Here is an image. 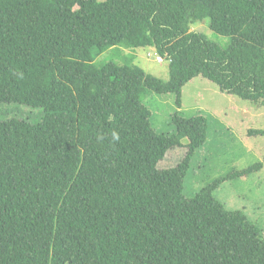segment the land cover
Masks as SVG:
<instances>
[{
	"label": "trees",
	"instance_id": "16d2710c",
	"mask_svg": "<svg viewBox=\"0 0 264 264\" xmlns=\"http://www.w3.org/2000/svg\"><path fill=\"white\" fill-rule=\"evenodd\" d=\"M206 18L226 47L190 29ZM117 46L154 48L168 80L95 63ZM197 76L264 104V0H0V104L41 112L0 119V264H264L260 228L213 195L264 156L186 197L208 119L176 110L157 131L143 102L180 108Z\"/></svg>",
	"mask_w": 264,
	"mask_h": 264
},
{
	"label": "rangeland",
	"instance_id": "374dc122",
	"mask_svg": "<svg viewBox=\"0 0 264 264\" xmlns=\"http://www.w3.org/2000/svg\"><path fill=\"white\" fill-rule=\"evenodd\" d=\"M190 29L203 32L222 47H226L230 40L229 36L213 32L208 27L207 18L194 22ZM155 54L151 47L117 46L97 54L95 63H135L147 73L166 81L169 78L168 60L157 61ZM174 99L171 93H149L144 98L143 102L151 111V124L157 131H174L171 115L176 110L185 115L201 113L208 119L206 143L195 153L184 179L183 193L186 197L193 196L216 177L262 161L264 135L249 134L248 129H264V104L223 93L215 83L202 76L193 78L182 88L180 108L176 107ZM36 112L41 115L39 109L11 103L0 104V119L18 114L28 117ZM39 116L28 119L34 121ZM182 142L186 143V139ZM183 153L180 148L169 151L160 162V167L175 164ZM213 195L226 209L244 211L264 237V164L247 175L223 180Z\"/></svg>",
	"mask_w": 264,
	"mask_h": 264
},
{
	"label": "clouds",
	"instance_id": "9594fccd",
	"mask_svg": "<svg viewBox=\"0 0 264 264\" xmlns=\"http://www.w3.org/2000/svg\"><path fill=\"white\" fill-rule=\"evenodd\" d=\"M112 140H113V141H118V140H119V134L116 133V132H113V133H112Z\"/></svg>",
	"mask_w": 264,
	"mask_h": 264
},
{
	"label": "built area",
	"instance_id": "2783aa9c",
	"mask_svg": "<svg viewBox=\"0 0 264 264\" xmlns=\"http://www.w3.org/2000/svg\"><path fill=\"white\" fill-rule=\"evenodd\" d=\"M157 61H161L162 60V58L161 57H159V56H157V59H156Z\"/></svg>",
	"mask_w": 264,
	"mask_h": 264
}]
</instances>
